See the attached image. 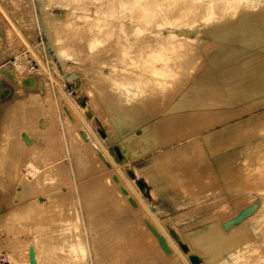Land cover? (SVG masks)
I'll use <instances>...</instances> for the list:
<instances>
[{
  "label": "rangeland",
  "instance_id": "374dc122",
  "mask_svg": "<svg viewBox=\"0 0 264 264\" xmlns=\"http://www.w3.org/2000/svg\"><path fill=\"white\" fill-rule=\"evenodd\" d=\"M220 1L0 0V66L16 67L12 61L28 54L40 70L25 63L23 75L47 74L24 92L0 78V112L33 89L42 94L28 109L29 129L38 115L51 119L32 152L19 125L12 139L0 140L3 257L28 264L32 246L36 264H67L63 238L54 235L62 214L46 198L62 189L70 214L83 218L84 247L68 263L179 264L125 173L190 264H264V0H235L230 11L205 7ZM168 33L177 40L158 47ZM214 53L220 59L209 61ZM58 84L74 88L91 128L66 109ZM171 100L175 106L164 111ZM157 116L146 128L153 133L134 131ZM175 135L177 142L164 143ZM204 232L206 240L194 237Z\"/></svg>",
  "mask_w": 264,
  "mask_h": 264
},
{
  "label": "bare ground",
  "instance_id": "6f19581e",
  "mask_svg": "<svg viewBox=\"0 0 264 264\" xmlns=\"http://www.w3.org/2000/svg\"><path fill=\"white\" fill-rule=\"evenodd\" d=\"M237 2H240L241 0H236ZM255 1V0H254ZM258 0H256V2H257ZM188 2V1H187ZM218 4V6L219 7H217L216 8V10H218L220 7H224V9H225V11H230L232 8H233V6L235 7V0H227L225 3H224V1L223 0H221L220 1V3H213V2H210V3H208V4H205V7H207V10H209L210 12L212 11V6L213 5H217ZM220 4V5H219ZM237 4V3H236ZM238 5V4H237ZM197 7H198V5H197ZM204 7V6H203ZM256 9H258V8H256ZM193 10V9H192ZM181 11V10H180ZM197 11V10H196ZM237 11V10H236ZM235 11V12H236ZM187 12V11H186ZM181 14V13H180ZM263 22H260V25L261 26H264V18H263V20H262ZM262 23V24H261ZM218 24H220V23H218ZM217 25V24H216ZM216 25H214V26H216ZM256 27V26H255ZM254 27V28H255ZM205 28V27H204ZM206 28H208V27H206ZM254 28H252V29H250L249 31L250 32H252V31H254ZM190 31L191 30H194V28L193 29H189ZM188 30V31H189ZM204 30V29H203ZM108 32V31H107ZM100 36V35H99ZM161 36V35H160ZM186 38L187 37H189V33H187L186 35ZM159 37V36H158ZM157 37V38H158ZM151 38V37H150ZM194 39V38H193ZM199 39V38H198ZM158 40V39H157ZM177 40V38H174L173 37V34L172 33H168L166 36H163V39H162V41H160V43H158L159 44V46L158 47H170L175 41ZM189 40V39H188ZM200 40V39H199ZM198 40V41H199ZM182 41V40H181ZM96 43V42H95ZM99 43V42H98ZM199 43H201V42H199ZM157 44V43H156ZM174 48V47H173ZM170 51V50H169ZM28 54H25V55H22V56H17L16 57V62L14 63L13 61V64H14V66H16V67H11V65H8V64H1V66H0V78H4V76H7V77H11L12 79H13V81L15 82V84H17L18 85V89H23V91H21L20 90V92H24V88H28V87H30V89L31 88H33L34 86H36L41 80H44L46 77V75H42V73L40 72V74L39 75H37L38 73H36V75H35V73H33V75H23V73H22V69L20 68L22 65H24L25 63L27 64V62L25 61V59H26V56H27ZM168 55V54H167ZM238 55V54H237ZM30 56V55H29ZM69 56H72V54L71 55H69ZM157 57V56H156ZM155 58V57H154ZM152 59V58H151ZM156 59H158V58H156ZM220 58H219V56H218V54H216V53H214L212 56H211V58L209 59V61H211V60H219ZM155 60V59H154ZM246 60V59H245ZM153 61V60H152ZM156 61V60H155ZM158 61V60H157ZM184 61V60H183ZM247 61V60H246ZM38 62V61H37ZM158 62H160V61H158ZM165 62V61H164ZM39 63V62H38ZM157 63V62H156ZM161 63V62H160ZM26 64L24 65V66H26ZM153 65H154V62H153ZM171 65V64H170ZM27 67L29 68V66H28V64H27ZM154 67V66H153ZM149 68V67H148ZM152 68V67H151ZM166 68V67H165ZM168 68V67H167ZM166 68V69H167ZM178 68V67H177ZM49 69V68H48ZM150 69V68H149ZM37 70H40L39 68L38 69H36V70H33V69H31L30 68V71H32V72H37ZM137 71V70H136ZM147 71V70H146ZM152 71V70H151ZM43 72V71H42ZM45 72V71H44ZM50 72V71H49ZM139 72V71H138ZM143 72V71H142ZM141 71H140V76H141V73H142ZM145 72V71H144ZM174 72V71H173ZM47 73V72H46ZM153 72H151V74H152ZM156 73V72H155ZM172 73V72H171ZM177 73V72H176ZM45 74V73H44ZM129 74V73H128ZM131 74V73H130ZM138 74V73H137ZM147 74H149V73H146V75ZM150 74V75H151ZM133 75V74H132ZM40 76V77H39ZM138 76V75H137ZM137 76H135V77H137ZM155 76V75H154ZM159 75H156L155 76V78L156 77H158ZM177 76V75H176ZM202 76L203 77H205V76H207V74L204 76V72L202 73ZM147 77V76H146ZM160 77V76H159ZM183 77V76H182ZM142 78V77H141ZM148 78H149V76H148ZM166 78V77H165ZM189 78V77H188ZM135 79V78H134ZM169 79V78H168ZM46 80H47V78H46ZM140 80V79H139ZM187 80V79H186ZM147 81V80H146ZM183 82V81H182ZM147 84V83H146ZM148 85V84H147ZM14 86V85H13ZM47 86H48V82H47V85H46V90H45V92L48 90L47 89ZM58 86V88H59V92H60V94H59V96H60V98H63V99H66V101H67V106H66V109H69V107L70 108H72V109H74L75 111H76V113L82 118V120L84 121V123L89 127V128H91V126H90V123L86 120V118L84 117V115H82V113L79 111V109H78V107H77V105H76V103H75V101L73 100V98L71 97V94L61 85V84H58L57 85ZM145 86V85H144ZM160 86V85H159ZM183 86V85H182ZM15 87V86H14ZM114 88V87H113ZM13 89H15V88H13ZM41 89V88H40ZM115 89V88H114ZM164 89V88H163ZM16 91V90H15ZM19 91V90H18ZM164 91V90H163ZM156 92V91H155ZM13 93V92H12ZM14 94V93H13ZM20 94V93H19ZM41 94L42 93H39V92H37V91H35V90H30V93L28 94V95H26V96H22V98L21 99H19L20 97H17V100L12 104V105H10V109H9V111H8V113H7V115H5L4 116V118L2 119V122H1V124H0V130H1V134H0V140L2 139V140H5V141H7V140H10V139H12V136H11V134L12 133H14V128L13 127H16V126H18L19 125V127H20V131H19V134H18V138L23 142V144L26 146V148L27 149H29V151H33V150H35V148L34 147H36V145L38 144V139L39 138H41V137H43L44 135H45V133L47 132V129L51 126V119L48 117V116H46V115H43V114H41V115H38L37 117H38V119H37V125H33V128H31V129H29V125L32 123V121L30 120V119H28L29 118V111H28V109H29V107H30V105H32L33 103H35V102H37L38 100V98L41 96ZM16 95H17V93H16ZM18 96V95H17ZM16 98V97H15ZM53 103V102H52ZM212 103V102H211ZM188 104V102L186 103V102H182V105L183 106H185L186 107V105ZM51 105H53V104H51ZM181 105V106H182ZM175 106V101L174 100H171V102H168L166 105H165V107H164V111L165 110H167L169 107L170 108H173ZM183 106H182V109H183ZM53 107H55L54 105H53ZM181 109V110H182ZM246 109H250L249 107L248 108H246ZM155 110V109H154ZM254 110V109H253ZM256 110V109H255ZM252 112V111H251ZM263 112H264V110H263ZM254 113V112H253ZM257 113V115L258 116H260L261 115V113H259V112H257V111H255V113L254 114H256ZM26 114H27V116H26ZM176 114H179V112H177V113H175V114H173V115H176ZM204 114V113H203ZM21 115H23V116H21ZM191 116H194V114H190ZM250 115V114H249ZM161 116H157V117H154V118H152V119H150L147 123H140L139 125H138V127H136L135 129H134V131H136L137 132V134H139L140 136L141 135H143V133L145 134L146 132L148 133L149 131L148 130H150V129H146V128H149L152 124H153V122L156 120V119H158V118H160ZM168 117V119H166ZM181 117V116H180ZM190 116H188V117H185V119H187V120H184V121H182V122H180V124L181 125H179V126H183V125H187V123L190 121V120H188V119H190L189 118ZM241 117H243V115L242 116H240V117H237L236 119H234V121H237V120H240V118ZM162 118H164V120H166V123L168 122V123H172L173 121L172 120H174L173 118H172V116H168V115H163L162 116ZM181 121V120H180ZM186 121H188V122H186ZM208 120H206V121H202V123L203 124H205L206 122H207ZM20 122V123H19ZM197 122V121H196ZM193 124H195V123H193ZM173 125H174V123H173ZM178 126V127H179ZM35 128V129H34ZM176 128V127H175ZM174 129V128H173ZM180 129V128H179ZM91 131V130H90ZM92 132V131H91ZM154 132V130L152 131V132H149V133H153ZM148 133V134H149ZM167 133V132H166ZM95 134V133H94ZM85 138H86V136L85 135H83ZM95 136V135H94ZM97 136V135H96ZM95 136V137H96ZM159 136V135H158ZM157 135L155 136V138H154V145H158V144H160L159 143V141H158V139H159V137H158ZM21 137V138H20ZM178 136L177 135H175L174 137H170V138H166L165 140H164V143H168L169 144V146L171 145V144H174L175 142H177V138ZM97 139L99 140V141H101L100 139H99V137H97ZM73 141L74 142H76V139H73ZM72 141V142H73ZM167 145V144H166ZM137 146V145H136ZM2 147V146H1ZM43 147H45L44 145H43ZM160 147V146H159ZM41 148V147H40ZM155 160H158L157 159V157H155V159H154V161ZM163 162L164 161H161V163L163 164ZM160 163V164H161ZM164 165H165V163H164ZM49 166V165H48ZM52 166H54V165H52ZM46 167V166H45ZM51 167V166H50ZM165 169V168H164ZM134 170H136V169H134ZM124 173V172H123ZM136 173H138V172H136ZM124 175H125V178L127 179V181H128V183H129V186H131L132 188H133V190L136 192V194L139 196V200H140V202H141V204H143V205H145V207L147 208V210L151 213V215H152V217L154 218V220H156V222H157V224H158V226L157 227H160V228H162L163 230H164V232L166 233V235H167V237H168V241H166V239L164 238L163 240H165V246H167V247H171V248H173L174 249V251H175V253H176V255H177V257H178V259H179V264H190V262L188 261V259H187V257L185 256V254H184V251L179 247V245L177 244V241L172 237V236H170L169 235V233H168V231L164 228V226H163V224L161 223V220L159 219V217H158V215L156 214V213H154V211L151 209V207H150V205L147 203V199H146V197L145 196H143L142 195V193L141 192H139L138 190H137V188L135 187V184H134V178L132 179V178H129L125 173H124ZM140 175H141V173H140ZM139 175V176H140ZM140 182V184H141V186L144 188V189H149L148 188V186H147V184L143 181V180H140L139 181ZM85 183H87L85 180L83 181V182H81V186H82V189H81V191H83L82 192V194L83 193H85L86 191H87V189L85 188ZM138 185V184H137ZM140 187V186H139ZM144 192V191H143ZM48 196V195H47ZM66 196H68L66 193H64L63 191H62V189H57V190H55L52 194L50 193L49 194V197H46L47 199L49 198L50 199V202L52 203V204H50L51 205V210L53 211V212H58V213H61L62 215H61V217H60V222H61V226H59L58 228H56V233L54 234L55 235V237L57 236V237H61V238H63L62 239V245H64V246H61V253L63 254V258L65 259H67L68 260V262H69V260H72L73 259V255H74V253H76L77 251H82L83 250V248L82 247H84L83 245H82V239H81V234H80V232H79V229H80V222H81V218H82V215L80 216L79 215V213H78V211L76 210V216H72L71 214H70V207L67 205V202L66 201H64L62 198H64V197H66ZM56 198H57V200H56ZM43 198H41V200H42ZM78 201V200H77ZM87 201V200H86ZM89 203V202H88ZM79 210V209H78ZM81 217V218H80ZM83 219V218H82ZM214 225H211L210 227H213ZM220 230V229H219ZM94 232V231H93ZM77 233V234H76ZM219 233L221 234V235H225V236H227V235H229V234H232V232H227L225 229H221L220 231H219ZM83 235V234H82ZM207 235H208V233H206V232H204V233H201V234H198V235H195L194 237H196L197 239H204L205 238V240H206V238H207ZM85 236V235H84ZM85 239H86V237H85ZM208 240H210V239H208ZM85 242H87L86 240H85ZM147 242V241H146ZM149 242V244H151V245H153L154 246V248H155V250H160L162 247H160L158 244H155V241L154 240H149L148 241ZM237 247V246H236ZM236 247H235V249H236ZM88 248V247H87ZM29 249H30V258H29V263L28 264H36V258H35V256H34V248L32 247V246H29ZM87 250V249H86ZM215 251V250H214ZM213 251V252H214ZM223 251V250H222ZM54 252V251H53ZM78 252V253H79ZM11 253V252H10ZM232 256L231 257H229L228 258V260L229 261H231L232 262V260H235L236 259V252H234V251H232V253H230ZM3 255H5V254H3V253H0V264H18V262H17V260H15L14 259V257H13V255H10V261H9V257H8V259H6V257H3ZM7 255V254H6ZM5 255V256H6ZM60 261V260H59ZM149 263L148 264H154V262H157V260L156 259H151V260H147ZM182 261V262H181ZM67 262V264H73V262H71V263H68ZM145 262V261H144Z\"/></svg>",
  "mask_w": 264,
  "mask_h": 264
},
{
  "label": "crops",
  "instance_id": "0c3cea01",
  "mask_svg": "<svg viewBox=\"0 0 264 264\" xmlns=\"http://www.w3.org/2000/svg\"><path fill=\"white\" fill-rule=\"evenodd\" d=\"M0 60H1V54H0ZM19 99H21V97ZM16 100H17V98L14 101L9 102L5 106H3V108L1 109V112H0V124H1L4 116L7 115L8 111L10 109V105H12ZM0 134H1V130H0Z\"/></svg>",
  "mask_w": 264,
  "mask_h": 264
},
{
  "label": "built area",
  "instance_id": "2783aa9c",
  "mask_svg": "<svg viewBox=\"0 0 264 264\" xmlns=\"http://www.w3.org/2000/svg\"><path fill=\"white\" fill-rule=\"evenodd\" d=\"M25 61L27 62V64L30 66L31 69H36L37 68V62H35L34 60L31 59V56L27 55ZM14 63L16 62V58L13 61ZM70 94H72L74 92V88L70 91H68Z\"/></svg>",
  "mask_w": 264,
  "mask_h": 264
}]
</instances>
